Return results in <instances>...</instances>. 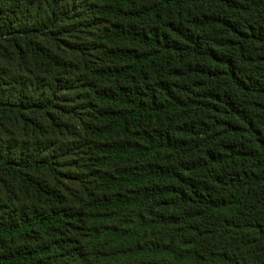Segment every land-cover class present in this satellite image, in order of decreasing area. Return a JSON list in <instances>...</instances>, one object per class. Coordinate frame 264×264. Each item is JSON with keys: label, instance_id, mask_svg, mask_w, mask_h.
<instances>
[{"label": "trees", "instance_id": "trees-1", "mask_svg": "<svg viewBox=\"0 0 264 264\" xmlns=\"http://www.w3.org/2000/svg\"><path fill=\"white\" fill-rule=\"evenodd\" d=\"M0 264H264V0H0Z\"/></svg>", "mask_w": 264, "mask_h": 264}]
</instances>
